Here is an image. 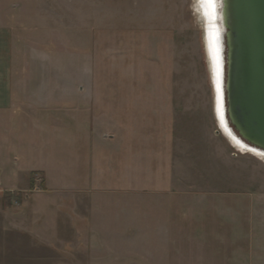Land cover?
Here are the masks:
<instances>
[{"label": "rangeland", "instance_id": "rangeland-1", "mask_svg": "<svg viewBox=\"0 0 264 264\" xmlns=\"http://www.w3.org/2000/svg\"><path fill=\"white\" fill-rule=\"evenodd\" d=\"M0 3L21 21L28 93L61 101L50 116L12 113L0 142L12 264H264V162L220 129L195 0ZM65 131L76 139L60 155ZM94 189L104 246L88 221ZM169 202L173 219L155 215Z\"/></svg>", "mask_w": 264, "mask_h": 264}, {"label": "water", "instance_id": "water-1", "mask_svg": "<svg viewBox=\"0 0 264 264\" xmlns=\"http://www.w3.org/2000/svg\"><path fill=\"white\" fill-rule=\"evenodd\" d=\"M213 22L219 126L264 153V0H220Z\"/></svg>", "mask_w": 264, "mask_h": 264}, {"label": "crops", "instance_id": "crops-1", "mask_svg": "<svg viewBox=\"0 0 264 264\" xmlns=\"http://www.w3.org/2000/svg\"><path fill=\"white\" fill-rule=\"evenodd\" d=\"M2 4V3H0ZM21 21L17 13V9L13 7V4L1 5L0 6V142H3V137L7 135V126L12 119V113L16 112L18 114H48L49 116L56 113V110H60V92L57 94L53 91L38 92L32 91L28 93V86L26 81H28V76L23 75L20 70V66L14 60V44H16V31L21 28ZM17 51V49H16ZM16 53V52H15ZM15 61V62H14ZM26 80V81H25ZM25 89L27 92H25ZM56 94V95H55ZM11 130V126H10ZM61 138L55 140V149L59 151L61 155V150L57 149V144L62 145L63 143L71 142L76 137L71 138L70 132L61 133ZM59 137V135H58ZM90 145L93 143L90 138ZM7 141V136L4 137V142ZM11 142V141H10ZM89 142V141H88ZM80 143L87 144V140ZM65 145V144H63ZM58 154V152H56ZM90 155H92V147L90 150ZM65 156V155H64ZM63 159V160H62ZM66 162L64 157L61 156L58 161V167H64L60 163ZM67 164H65L66 166ZM104 176V174H103ZM91 196L89 198L90 205L88 208V221L91 226L96 227L97 236L96 240L104 246V190L94 189L89 193ZM155 215L157 214V209L164 210V219H173V209L171 202L165 203L164 206L159 203L155 206ZM160 214V211H159ZM156 218H160V216ZM162 217V218H163ZM182 219V218H180ZM172 223V222H171ZM100 234V235H98ZM89 238V237H88ZM92 240V235H90V241ZM6 237L0 239V264H12L11 261V245H9ZM103 248V247H102ZM8 251V254H7ZM93 256V255H92ZM91 256V257H92ZM166 260L168 264H172V258L166 255ZM104 259V257H103ZM165 260V264H167ZM264 262V261H263ZM104 264V263H103Z\"/></svg>", "mask_w": 264, "mask_h": 264}, {"label": "bare ground", "instance_id": "bare-ground-1", "mask_svg": "<svg viewBox=\"0 0 264 264\" xmlns=\"http://www.w3.org/2000/svg\"><path fill=\"white\" fill-rule=\"evenodd\" d=\"M196 3V11L197 14L200 18V20L203 23V28L205 30V43L207 46V53L209 56V66H210V71H211V76H212V80H213V85L215 87V94H218V98H219V92H218V87H217V68H216V64H215V58L214 55L212 54V47H211V35H212V31L211 29L213 27L216 26V24L213 22L214 18H215V8L218 7V5L220 4V0H214V17L210 20L208 18V16L205 15L206 11H210L209 9H207L205 6H203L200 2V0H195ZM218 98H217V103L216 106L218 104ZM219 106V104H218ZM223 135L226 136L230 143L233 145L234 148H236L240 153L242 154H247L250 153L252 155H254L256 158H258L259 160H262L264 162V153L255 150L253 148H251L250 146L246 145L244 142H242L237 136H235L231 130L228 127H222L220 128Z\"/></svg>", "mask_w": 264, "mask_h": 264}, {"label": "snow or ice", "instance_id": "snow-or-ice-1", "mask_svg": "<svg viewBox=\"0 0 264 264\" xmlns=\"http://www.w3.org/2000/svg\"><path fill=\"white\" fill-rule=\"evenodd\" d=\"M201 4L205 6L210 11H206L205 15L211 20L214 17V0H200ZM217 76L219 77V69L217 67ZM217 87L219 89V79L217 82Z\"/></svg>", "mask_w": 264, "mask_h": 264}]
</instances>
